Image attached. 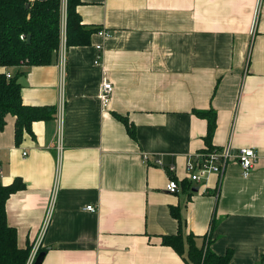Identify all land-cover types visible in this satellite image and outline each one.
<instances>
[{
	"label": "crops",
	"instance_id": "0c3cea01",
	"mask_svg": "<svg viewBox=\"0 0 264 264\" xmlns=\"http://www.w3.org/2000/svg\"><path fill=\"white\" fill-rule=\"evenodd\" d=\"M81 1L83 24L108 36L66 46L64 64L59 51L52 65L0 69L23 74L24 105L55 111L19 143L15 116L0 131L2 184L25 185L6 203L19 247L40 242L42 264H188V243L183 257L163 245L180 231L175 209L198 248L263 264L264 0ZM104 80L114 88L107 110ZM210 111L217 128L208 143V121L196 113ZM227 146L234 156L255 148L250 176L233 158L220 184L215 175L187 181L188 156ZM172 177L179 193L167 190Z\"/></svg>",
	"mask_w": 264,
	"mask_h": 264
},
{
	"label": "trees",
	"instance_id": "16d2710c",
	"mask_svg": "<svg viewBox=\"0 0 264 264\" xmlns=\"http://www.w3.org/2000/svg\"><path fill=\"white\" fill-rule=\"evenodd\" d=\"M81 0H66V46H85L99 28L84 25L78 13ZM64 0H0V69L22 68L25 66H48L56 62L62 43V19ZM25 37V40L21 39ZM31 40L28 42V37ZM21 73L7 77L0 71V131L6 126V117H16V142H21L24 132H31L36 121L52 118L53 109L31 107L23 104ZM197 116L208 121L207 142L209 143L217 128L216 114L197 112ZM127 127L128 133L136 139L134 126L127 118L118 116ZM25 185L16 180L10 186L1 181L0 163V264H26L32 246L20 248L17 229L7 221L6 203L10 196ZM174 216L179 220L180 231L177 235L164 236L163 245L172 247L182 257L185 244L189 250L184 260L188 264H231L232 253L224 256L209 249L198 248L192 235H184L183 221L175 209ZM42 251V250H41Z\"/></svg>",
	"mask_w": 264,
	"mask_h": 264
},
{
	"label": "built area",
	"instance_id": "2783aa9c",
	"mask_svg": "<svg viewBox=\"0 0 264 264\" xmlns=\"http://www.w3.org/2000/svg\"><path fill=\"white\" fill-rule=\"evenodd\" d=\"M97 33L101 36H108V34L101 29L98 30ZM21 39L25 40V37L21 36ZM65 47H66V33L64 31V33H62V45L60 48V55L62 56L63 64L65 62ZM97 50L100 52V54L97 56L95 64L101 65L103 59L102 46L98 45ZM7 77H9L8 74ZM113 89H114L113 84L108 80H104V82L101 85V89L99 93V99L102 103L103 110H107L110 106ZM60 122H61V116H60ZM59 150H61V148H59ZM258 157L259 156L255 148H243L236 156L232 155L230 146H227L224 149L209 148L204 151L197 152L188 156V160L186 164V173H187L186 179L187 181L193 184L205 185L208 179L211 176L215 175L218 177L219 179L218 182L220 184L222 178L225 175L227 166L233 158H236V160L238 161L241 167L242 175L245 178H247L248 176L251 175L252 171L254 170ZM144 160L148 162L149 157L145 155ZM58 162L59 163L61 162V153H59ZM154 164L158 167L164 166L161 159L155 160ZM168 171L170 173H174L175 168L172 166L168 168ZM167 190L173 194L180 192V184L176 177H172L170 179V182L167 186ZM57 192H58V185H56L54 189L50 212L54 206ZM86 210L94 213L96 212L97 209L95 208V206H88ZM49 218L50 216L48 215L43 231H45ZM40 252H41V245L40 242H38L32 247L26 264H35Z\"/></svg>",
	"mask_w": 264,
	"mask_h": 264
},
{
	"label": "water",
	"instance_id": "95a60500",
	"mask_svg": "<svg viewBox=\"0 0 264 264\" xmlns=\"http://www.w3.org/2000/svg\"><path fill=\"white\" fill-rule=\"evenodd\" d=\"M30 40H31V38L29 36L28 42H30ZM195 191H198V190H195ZM44 257H45V252H40L39 256L37 257L35 264H42Z\"/></svg>",
	"mask_w": 264,
	"mask_h": 264
},
{
	"label": "rangeland",
	"instance_id": "374dc122",
	"mask_svg": "<svg viewBox=\"0 0 264 264\" xmlns=\"http://www.w3.org/2000/svg\"><path fill=\"white\" fill-rule=\"evenodd\" d=\"M65 17H66V13H65L64 18L62 19V33H64V31L66 33V19H65Z\"/></svg>",
	"mask_w": 264,
	"mask_h": 264
}]
</instances>
